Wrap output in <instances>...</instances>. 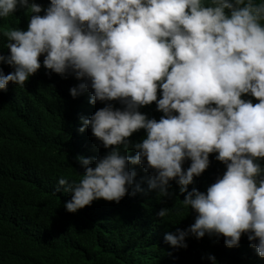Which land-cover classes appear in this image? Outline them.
I'll use <instances>...</instances> for the list:
<instances>
[{
    "label": "clouds",
    "instance_id": "obj_1",
    "mask_svg": "<svg viewBox=\"0 0 264 264\" xmlns=\"http://www.w3.org/2000/svg\"><path fill=\"white\" fill-rule=\"evenodd\" d=\"M17 9L28 22L3 31L8 53L0 62L13 70L0 69V90L9 81L24 87L42 64L81 80L69 88L72 97L90 89V104L105 102L80 117L78 131L90 128L112 147L98 158L77 155L78 180L58 178L55 191L71 194L65 210L143 191L137 183L129 192L135 171L128 165L140 164L152 170L149 190L169 196L175 180L182 208L196 213L185 229L164 233L170 246L186 248L187 236L207 233L233 247L245 234L264 257V0H49L46 7L0 0V18ZM152 102L159 119L140 111ZM140 129L144 137L130 141ZM210 153L223 174L204 191L188 190ZM170 211L162 207L156 216ZM207 259L216 264L212 254Z\"/></svg>",
    "mask_w": 264,
    "mask_h": 264
},
{
    "label": "trees",
    "instance_id": "obj_2",
    "mask_svg": "<svg viewBox=\"0 0 264 264\" xmlns=\"http://www.w3.org/2000/svg\"><path fill=\"white\" fill-rule=\"evenodd\" d=\"M34 2L46 7L49 0ZM28 15L17 9L0 18V54L8 53L4 29H25ZM0 69L4 74L13 70L3 62ZM80 82L70 73L64 78L41 64L24 87L9 81L0 90V264H212L208 254L216 264H264L245 234L233 247L224 244L222 235L207 233L199 239L187 236L186 248L166 243L164 233L185 229L196 213L182 208L184 194L175 180L169 181V196L149 190L152 170L145 171L140 164L128 165L135 171L129 192L137 183L143 191L125 194L119 202L98 198L75 212L66 211L64 202L71 194L55 191L58 178L78 180L83 169L77 155L98 158L112 147L105 149L90 128L78 131L80 117L87 118L105 103L90 104V89L72 97L69 88ZM140 111L156 119L162 115L155 102ZM144 135L140 129L128 139L138 141ZM134 154L129 148L127 155ZM215 155L209 154V166L194 176L188 190L204 191L223 174L225 165ZM260 162L264 165V158ZM189 163L186 160L183 167ZM162 207L171 211L161 218L156 212Z\"/></svg>",
    "mask_w": 264,
    "mask_h": 264
}]
</instances>
